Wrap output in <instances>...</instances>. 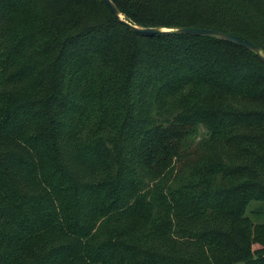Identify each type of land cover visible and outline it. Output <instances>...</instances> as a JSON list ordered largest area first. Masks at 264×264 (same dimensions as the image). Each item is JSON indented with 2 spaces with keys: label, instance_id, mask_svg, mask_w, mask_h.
I'll use <instances>...</instances> for the list:
<instances>
[{
  "label": "trees",
  "instance_id": "1",
  "mask_svg": "<svg viewBox=\"0 0 264 264\" xmlns=\"http://www.w3.org/2000/svg\"><path fill=\"white\" fill-rule=\"evenodd\" d=\"M111 1L264 55V0ZM0 264H264V62L103 0H0Z\"/></svg>",
  "mask_w": 264,
  "mask_h": 264
},
{
  "label": "water",
  "instance_id": "2",
  "mask_svg": "<svg viewBox=\"0 0 264 264\" xmlns=\"http://www.w3.org/2000/svg\"><path fill=\"white\" fill-rule=\"evenodd\" d=\"M112 15L128 30L133 31L138 34H162V33H180L185 35L192 36H212L223 41L241 46L254 54H256L263 62L264 55L261 52V49L256 44L242 39L236 35L229 34L219 30L206 29V28H194V27H141L136 24H132L127 21L124 16L121 14L117 6L111 0H103Z\"/></svg>",
  "mask_w": 264,
  "mask_h": 264
}]
</instances>
